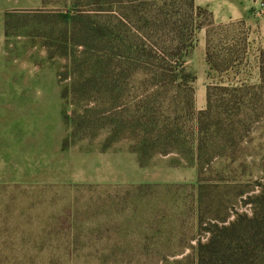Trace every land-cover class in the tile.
Listing matches in <instances>:
<instances>
[{
    "label": "rangeland",
    "instance_id": "obj_1",
    "mask_svg": "<svg viewBox=\"0 0 264 264\" xmlns=\"http://www.w3.org/2000/svg\"><path fill=\"white\" fill-rule=\"evenodd\" d=\"M92 1L46 0L6 36L15 81L30 83L0 110V264H148V254L185 264L181 254L205 241L209 224L249 212L244 201L264 184V93L258 106L244 101L228 114L230 97L217 93L212 122L222 136L204 135L202 171L192 151L194 115L207 108L201 92L218 82L258 85L264 50L244 20L224 24L213 44L236 47L234 70L207 84L184 79L186 93L175 98L126 50L134 37L144 44V29L127 18L142 17L146 3ZM254 1L264 13V0ZM196 19L195 48L215 23L212 14ZM191 56L186 68L196 74ZM167 112L180 143L140 166L141 120L170 123ZM144 240L165 250L145 252Z\"/></svg>",
    "mask_w": 264,
    "mask_h": 264
},
{
    "label": "trees",
    "instance_id": "obj_2",
    "mask_svg": "<svg viewBox=\"0 0 264 264\" xmlns=\"http://www.w3.org/2000/svg\"><path fill=\"white\" fill-rule=\"evenodd\" d=\"M94 1L96 0H93L90 4ZM107 1L105 0L106 3ZM115 1H118V4H131L133 9H138L140 3H146L145 9L144 7L141 9L143 12L146 11V15L143 13L142 17L138 20L134 18L133 21L127 18V23H135L144 29L142 37L144 44L139 45L136 37L131 39L132 42H128L127 37L121 36L123 43L127 44L128 42L126 50L129 51V56L133 60L143 62L151 67L152 75L157 80H161L158 84L161 85V83L166 82L167 85L163 87L171 88L175 96L180 93L185 94L184 79H187L190 84L196 80V75L187 70L185 61L195 48L196 31L202 28V26L195 23L196 18H199L202 14L210 18L211 13L206 9L196 7L194 0ZM94 4H97V2ZM16 17H18V14L7 13L6 36L13 28L19 27V22L14 20ZM123 20L125 19L123 18ZM229 26L216 25L213 21L207 26L205 54L211 79L216 75V77H221L234 70L236 47L216 46L213 44L212 36L214 32L222 31ZM101 31L104 35L105 28L102 27ZM222 44L225 45V43ZM246 47L245 44L244 51H246ZM173 60L176 61L173 62ZM173 63L175 64L174 67L172 66ZM259 64L260 83L258 85L250 86L243 83L234 85L218 82L215 85L208 86L207 108L194 115L198 137H196L192 151L199 171H202V167L197 159L202 158L204 154L205 146L202 142L205 139L204 135L222 136L221 123L212 122L214 114L219 110H214L212 105L215 101L214 97L217 93L230 97L229 103L233 107L231 109L229 106L226 114L234 111L244 101L252 105L251 108L258 106L262 102L260 95L264 93V52L260 54ZM188 92L193 93L190 88ZM226 102L220 100L221 105L227 104ZM169 113L167 112V119L170 118V121H168L170 123H162L164 122V116L156 118L153 114L145 118L146 120H141V122L146 123V129L142 130V136L146 137L147 140L142 145L140 152L136 153L140 166L146 164V155L151 156L160 152L169 154L176 150L175 146L180 143L177 120L173 118L174 122L171 123V113ZM244 203L249 206V212H236L232 220L226 219L222 222L210 223L205 241H198L196 246L190 245L186 252L181 254L183 262L185 264H264V184L256 194L249 195ZM158 244L157 241L153 243L144 240L141 247L143 251L148 253L159 250L161 246V251H164L166 244L162 243L161 246ZM148 257V264H158L165 260L163 257L156 259L153 254H150V256L148 254Z\"/></svg>",
    "mask_w": 264,
    "mask_h": 264
},
{
    "label": "crops",
    "instance_id": "obj_3",
    "mask_svg": "<svg viewBox=\"0 0 264 264\" xmlns=\"http://www.w3.org/2000/svg\"><path fill=\"white\" fill-rule=\"evenodd\" d=\"M46 0H0V110H5V100L21 96L30 83L15 81V63L8 62L6 47V15L7 13L26 14L39 10ZM198 8L207 9L218 25L244 20L251 29L249 41L255 42L259 49L264 50V13L259 10L254 0H194ZM206 38L197 43L189 59V68L194 71L197 83H209V67L206 62ZM206 87L200 98H206Z\"/></svg>",
    "mask_w": 264,
    "mask_h": 264
},
{
    "label": "built area",
    "instance_id": "obj_4",
    "mask_svg": "<svg viewBox=\"0 0 264 264\" xmlns=\"http://www.w3.org/2000/svg\"><path fill=\"white\" fill-rule=\"evenodd\" d=\"M262 7H264V5L262 4Z\"/></svg>",
    "mask_w": 264,
    "mask_h": 264
}]
</instances>
